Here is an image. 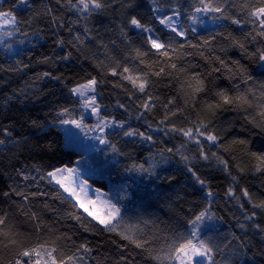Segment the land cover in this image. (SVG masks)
Wrapping results in <instances>:
<instances>
[{"label": "snow or ice", "instance_id": "obj_1", "mask_svg": "<svg viewBox=\"0 0 264 264\" xmlns=\"http://www.w3.org/2000/svg\"><path fill=\"white\" fill-rule=\"evenodd\" d=\"M0 29L49 45L0 64L46 66L0 101V264H264V0H6Z\"/></svg>", "mask_w": 264, "mask_h": 264}, {"label": "trees", "instance_id": "obj_2", "mask_svg": "<svg viewBox=\"0 0 264 264\" xmlns=\"http://www.w3.org/2000/svg\"><path fill=\"white\" fill-rule=\"evenodd\" d=\"M0 6H6V0H0ZM6 29H1L0 32L5 31ZM16 40H19L20 37H16ZM48 42L41 41L40 44L36 46L35 49L32 48V44L25 42L23 45L16 44L12 52H15L16 54H12V52L6 53L3 44L0 43V64H8L11 62H14L17 58L27 59V53L29 51L33 52L34 57L35 55H39L42 52H46L48 50ZM233 56H237L238 53L233 52ZM46 70V66L44 65H37L34 68L30 70H26V75L23 76H16L13 77L9 85L0 86V101L4 99L3 93L8 92L11 90V88H23L25 87V81L29 79V77L34 76L36 72H42ZM5 76L4 73L0 72V79H3ZM35 89L37 91V95H39V99H33L30 102H28L24 108L27 114L32 115L33 117H43L50 108L56 104V103H64L66 101V94H62L61 89L58 85L55 84V82L49 81V80H38L35 82ZM31 91V90H29ZM11 108H18L20 107L18 104H11ZM0 110H2V104H0ZM17 133H20L22 129L18 126L15 130ZM26 134V133H25ZM47 138L50 140H59L62 138V133H57L56 129L53 128L48 134ZM148 145H143L141 148L140 153L138 155H146ZM70 157L67 154H61L57 153L56 157L54 158L53 162H69ZM169 171H173L176 169L177 165L176 163H172L169 166ZM46 182H41V188L44 190H47L45 188ZM214 186L221 185L223 183V178L216 175L213 179ZM7 184V181L0 176V188H4ZM152 187H159L161 189H166L167 185H156L153 184ZM35 191V188L32 189ZM192 193L189 192V197H191ZM152 211L158 212V215L164 219L167 220V209L164 208L161 204L157 203V201L152 200ZM67 205H65L66 207ZM226 228V226H224ZM129 252H132V249H128ZM111 256H117L119 254L118 250L114 248V246H107V250L105 251V255ZM135 254V253H133ZM140 258L137 257V260Z\"/></svg>", "mask_w": 264, "mask_h": 264}, {"label": "rangeland", "instance_id": "obj_3", "mask_svg": "<svg viewBox=\"0 0 264 264\" xmlns=\"http://www.w3.org/2000/svg\"><path fill=\"white\" fill-rule=\"evenodd\" d=\"M0 31H1V29H0Z\"/></svg>", "mask_w": 264, "mask_h": 264}]
</instances>
